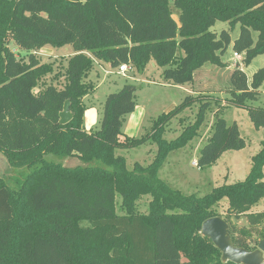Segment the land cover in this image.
Instances as JSON below:
<instances>
[{
  "label": "trees",
  "instance_id": "1",
  "mask_svg": "<svg viewBox=\"0 0 264 264\" xmlns=\"http://www.w3.org/2000/svg\"><path fill=\"white\" fill-rule=\"evenodd\" d=\"M217 22L229 30L215 33ZM236 25L233 54L247 67L264 55V0H0V155L11 169L28 170L17 190L0 178V264H233L223 263L221 252L200 234L223 200L222 219L234 246L256 249L264 239V212L250 211L264 198V142L243 181L202 197L183 195L159 178L169 154L196 137L212 104L209 95L186 96L145 135L121 140L124 118L136 106V87L126 84L106 97L97 130L86 132L83 126V99L94 91L87 78L95 62L143 72L152 60L163 68L165 81L183 86L206 63L225 67L221 56ZM11 44L29 53L27 62ZM65 45L74 55L64 84L38 88L48 76L52 83L58 80L59 72L34 52ZM178 51L183 55L176 61ZM263 83L264 67L248 80L237 66L226 101L246 110L257 130L264 128V108L248 102L257 99ZM66 100L72 119L60 125ZM194 105L193 124L174 140L163 139L169 122ZM210 130L199 151V169L245 147L237 124L228 125L220 110ZM145 144L156 146L152 162L128 169L117 151ZM48 155L59 161H46ZM68 158L82 166L64 167L60 160ZM145 196L150 197L147 213H138L137 202ZM243 216L247 226H236L233 221Z\"/></svg>",
  "mask_w": 264,
  "mask_h": 264
},
{
  "label": "rangeland",
  "instance_id": "2",
  "mask_svg": "<svg viewBox=\"0 0 264 264\" xmlns=\"http://www.w3.org/2000/svg\"><path fill=\"white\" fill-rule=\"evenodd\" d=\"M219 34L221 31L229 30L227 23L217 22L211 29ZM230 33L231 44L221 56V61L225 67H217L209 63L204 64L198 69L193 76V81L183 86H176L167 82L162 77L163 68L158 67L154 61H150L143 72H139L132 66H127L128 70L123 76L118 69H111L105 63L99 62V66L94 65L89 73L87 81H90L94 91L86 96L85 106L93 105L98 113V125L91 127L90 131L99 128V119L103 110L105 98L108 94L117 92L126 84L136 87L135 104L141 107L145 113L144 119L134 128L130 130V138H140L145 135L152 126V123L163 113H167L174 107L179 105L188 95L204 94L211 97L212 102L209 110L205 114V120L201 128L183 149L173 151L169 154L167 160L159 171V178L165 181L172 189L181 192L183 195H196L202 197L211 192L213 188L222 186L223 184H234L243 181L249 173L251 167V158L261 149V143L264 142V128L255 129L249 120L246 110L229 106L226 101L230 98L231 84L230 76L238 66L248 80L260 68L264 67V55L255 58L251 64L245 67L242 64V56L235 58L233 55L232 44L239 35V25H236ZM256 33H253V39H256ZM18 59L27 62L28 54L26 51L18 50L13 44L10 45ZM39 52V51H38ZM41 63H51L55 72H59L58 80L52 81V77L48 76L41 80L38 88H44L47 85L62 86L64 81V72L67 69V62L74 51L70 45L61 48L46 46L42 51L37 53ZM182 52L176 54V61L182 56ZM176 62L171 64L175 67ZM37 88V89H38ZM216 101H219L216 105ZM248 106L254 108H264V83L259 88V95L255 101L248 102ZM220 110V116L228 125L236 123L241 138L245 141V147L239 151L224 152L217 162L209 168L199 169L194 166L199 157V151L206 143V139L210 136L214 114ZM198 111V105L192 106L185 110L177 118L172 119L166 127L163 139L166 141L174 140L180 135L182 130L193 124ZM181 119L182 122H179ZM125 123L121 132H125ZM87 132V131H86ZM120 137H123L121 135ZM124 139V137L122 138ZM156 153L154 144H145L135 149L117 151L118 155L125 158L126 166L131 169L134 163L142 166L149 165ZM4 164L0 162V178L13 190H17L21 181L24 180L28 173L27 168L15 170V172L7 165L5 159L0 156ZM45 160L49 162H58L59 160L53 156H45ZM65 160H60L65 166ZM79 165L82 164L75 160ZM74 166L76 162L71 161ZM8 166V167H7ZM264 171V169H263ZM264 181V178H263ZM117 212L121 214L119 208L120 198H116ZM149 196L142 197L136 205L138 213H147ZM227 209V202L221 201L214 207L217 216L223 218ZM251 213L264 212V198L251 209ZM233 223L238 226H247L246 217H241Z\"/></svg>",
  "mask_w": 264,
  "mask_h": 264
},
{
  "label": "water",
  "instance_id": "3",
  "mask_svg": "<svg viewBox=\"0 0 264 264\" xmlns=\"http://www.w3.org/2000/svg\"><path fill=\"white\" fill-rule=\"evenodd\" d=\"M69 104V100H66L63 104L62 111L59 113L60 125H65L72 119V115L69 111ZM68 163L70 164L72 162L68 161L64 167H76L69 166ZM200 234L203 237L208 238L221 252V260L223 263L231 262L233 264H264V239L259 241L256 249L251 252L234 246L228 233V225L219 216L205 220L201 225Z\"/></svg>",
  "mask_w": 264,
  "mask_h": 264
},
{
  "label": "crops",
  "instance_id": "4",
  "mask_svg": "<svg viewBox=\"0 0 264 264\" xmlns=\"http://www.w3.org/2000/svg\"><path fill=\"white\" fill-rule=\"evenodd\" d=\"M44 48H42L40 51H42ZM38 51L37 52H34V54H36L38 56L37 53H39ZM99 66V62H95L94 65H97ZM121 76L124 75V73H120ZM64 84V83H63ZM58 88H61L62 86H58L56 85ZM123 87V86H122ZM121 89V88H120ZM111 94V93H110ZM109 95V94H108ZM107 95V96H108ZM86 98V97H85ZM85 98L83 99V102L85 101ZM106 99V98H105ZM145 117V113L143 111V109L141 107H138V106H135V110L132 114L126 116L124 118V122L123 124L125 123V119H126V125H125V132L122 133L123 134V137L125 136H129L127 135L126 133H129L130 130L132 129V127H136ZM96 125H98V113L97 111L94 109V106L93 105H89L86 107V111L84 113V123H83V126H84V129L85 131L89 132L91 127H95ZM123 126V125H122ZM134 127V128H135ZM123 137H120V139L122 140ZM68 161H73V162H76L74 159L72 158H68L65 160V164L68 162ZM0 162L1 164H4L5 162L2 161V159L0 158ZM64 164V165H65ZM69 164V163H68ZM72 164V163H71ZM5 165V164H4ZM79 164L76 162V164L74 166H78ZM6 166V165H5ZM8 167V166H7ZM14 172L15 170L12 169Z\"/></svg>",
  "mask_w": 264,
  "mask_h": 264
},
{
  "label": "built area",
  "instance_id": "5",
  "mask_svg": "<svg viewBox=\"0 0 264 264\" xmlns=\"http://www.w3.org/2000/svg\"><path fill=\"white\" fill-rule=\"evenodd\" d=\"M233 55H234L235 58H238V57H239V55H237V54H235V53H234ZM127 70H128V67L125 66V65L120 66V67L118 68V72H119V73H125ZM193 165L196 166V163H193Z\"/></svg>",
  "mask_w": 264,
  "mask_h": 264
}]
</instances>
